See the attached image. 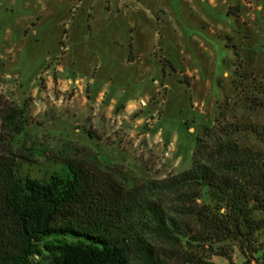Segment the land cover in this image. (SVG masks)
<instances>
[{
	"label": "rangeland",
	"instance_id": "obj_1",
	"mask_svg": "<svg viewBox=\"0 0 264 264\" xmlns=\"http://www.w3.org/2000/svg\"><path fill=\"white\" fill-rule=\"evenodd\" d=\"M261 86L264 0H0V112L23 125L0 122V156L21 176L71 157L126 186L159 180L191 165L215 118L264 150V106L246 107ZM219 246L217 264H257Z\"/></svg>",
	"mask_w": 264,
	"mask_h": 264
},
{
	"label": "trees",
	"instance_id": "obj_2",
	"mask_svg": "<svg viewBox=\"0 0 264 264\" xmlns=\"http://www.w3.org/2000/svg\"><path fill=\"white\" fill-rule=\"evenodd\" d=\"M262 87L248 109L264 106ZM1 111L21 133V109ZM240 130L215 118L188 168L133 186L71 157L41 179L21 176L0 156V264H217L227 240L264 264V150L241 145Z\"/></svg>",
	"mask_w": 264,
	"mask_h": 264
},
{
	"label": "water",
	"instance_id": "obj_3",
	"mask_svg": "<svg viewBox=\"0 0 264 264\" xmlns=\"http://www.w3.org/2000/svg\"><path fill=\"white\" fill-rule=\"evenodd\" d=\"M252 264H256V263L253 262Z\"/></svg>",
	"mask_w": 264,
	"mask_h": 264
}]
</instances>
